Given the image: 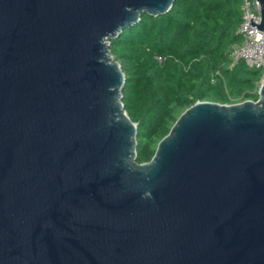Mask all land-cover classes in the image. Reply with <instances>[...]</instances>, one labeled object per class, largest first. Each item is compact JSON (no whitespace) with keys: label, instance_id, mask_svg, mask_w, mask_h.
I'll use <instances>...</instances> for the list:
<instances>
[{"label":"water","instance_id":"95a60500","mask_svg":"<svg viewBox=\"0 0 264 264\" xmlns=\"http://www.w3.org/2000/svg\"><path fill=\"white\" fill-rule=\"evenodd\" d=\"M174 2L0 0V264H264V84L135 160L110 48Z\"/></svg>","mask_w":264,"mask_h":264},{"label":"trees","instance_id":"16d2710c","mask_svg":"<svg viewBox=\"0 0 264 264\" xmlns=\"http://www.w3.org/2000/svg\"><path fill=\"white\" fill-rule=\"evenodd\" d=\"M241 22L242 0H175L168 13H143L112 40L110 54L125 75L124 110L137 124L138 164L151 161L158 143L197 102L258 100L262 71L230 58L242 41Z\"/></svg>","mask_w":264,"mask_h":264},{"label":"built area","instance_id":"2783aa9c","mask_svg":"<svg viewBox=\"0 0 264 264\" xmlns=\"http://www.w3.org/2000/svg\"><path fill=\"white\" fill-rule=\"evenodd\" d=\"M250 19L260 25V4L257 0H242V22L237 32L242 41L231 49L230 58L233 64L241 61L251 69L262 71V78L257 86L259 96L260 88L264 84V29L258 30L257 27L250 25ZM241 102L243 101L237 103Z\"/></svg>","mask_w":264,"mask_h":264},{"label":"bare ground","instance_id":"6f19581e","mask_svg":"<svg viewBox=\"0 0 264 264\" xmlns=\"http://www.w3.org/2000/svg\"><path fill=\"white\" fill-rule=\"evenodd\" d=\"M110 58L112 59L111 54H110Z\"/></svg>","mask_w":264,"mask_h":264},{"label":"rangeland","instance_id":"374dc122","mask_svg":"<svg viewBox=\"0 0 264 264\" xmlns=\"http://www.w3.org/2000/svg\"><path fill=\"white\" fill-rule=\"evenodd\" d=\"M111 57H112V55H111ZM112 60H113V57H112Z\"/></svg>","mask_w":264,"mask_h":264}]
</instances>
